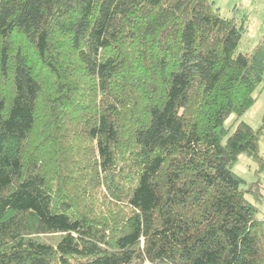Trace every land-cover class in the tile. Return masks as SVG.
<instances>
[{
	"label": "trees",
	"instance_id": "obj_1",
	"mask_svg": "<svg viewBox=\"0 0 264 264\" xmlns=\"http://www.w3.org/2000/svg\"><path fill=\"white\" fill-rule=\"evenodd\" d=\"M244 31L211 0H0V264H264Z\"/></svg>",
	"mask_w": 264,
	"mask_h": 264
},
{
	"label": "rangeland",
	"instance_id": "obj_2",
	"mask_svg": "<svg viewBox=\"0 0 264 264\" xmlns=\"http://www.w3.org/2000/svg\"><path fill=\"white\" fill-rule=\"evenodd\" d=\"M213 7L223 17L235 18L243 22L245 31L239 42L240 51L252 50L264 37V0H211ZM264 114V89L257 99L243 114V118L252 126H257ZM72 125V124H70ZM79 143L87 142L80 137ZM261 153L264 157V137L262 138ZM256 163L245 153L238 156L233 170L247 181L257 178ZM264 183V169L258 174Z\"/></svg>",
	"mask_w": 264,
	"mask_h": 264
},
{
	"label": "crops",
	"instance_id": "obj_3",
	"mask_svg": "<svg viewBox=\"0 0 264 264\" xmlns=\"http://www.w3.org/2000/svg\"><path fill=\"white\" fill-rule=\"evenodd\" d=\"M263 89H264V87H263ZM263 89H262V90H263ZM262 90H261V91H262ZM261 91H260V92H261ZM260 92H259V93H260ZM259 93H258V95H259ZM258 95H257V96H258ZM263 115H264V114H263ZM263 115H262V117H263ZM242 116H243V115H242ZM242 116H241V119H243L245 122H247ZM262 117H261V119H262ZM247 123H248V122H247ZM250 125H251V124H250Z\"/></svg>",
	"mask_w": 264,
	"mask_h": 264
}]
</instances>
